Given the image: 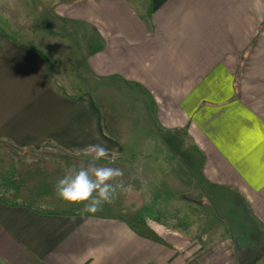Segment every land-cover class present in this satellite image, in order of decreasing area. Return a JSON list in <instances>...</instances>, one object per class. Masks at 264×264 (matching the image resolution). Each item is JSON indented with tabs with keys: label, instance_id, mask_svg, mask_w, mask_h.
Listing matches in <instances>:
<instances>
[{
	"label": "crops",
	"instance_id": "obj_1",
	"mask_svg": "<svg viewBox=\"0 0 264 264\" xmlns=\"http://www.w3.org/2000/svg\"><path fill=\"white\" fill-rule=\"evenodd\" d=\"M31 4L54 32L84 35L85 75L101 92H64L47 52L0 26V141L69 154L104 142L137 176L142 206L162 187L181 192L206 210L205 229L172 224L163 246L118 220L0 203V264H264V0Z\"/></svg>",
	"mask_w": 264,
	"mask_h": 264
},
{
	"label": "rangeland",
	"instance_id": "obj_2",
	"mask_svg": "<svg viewBox=\"0 0 264 264\" xmlns=\"http://www.w3.org/2000/svg\"><path fill=\"white\" fill-rule=\"evenodd\" d=\"M141 1L146 5V0H139V2ZM39 13H41L40 10L38 12L37 9H33L31 0H0V26L5 32L18 41L35 46L36 48L47 52L50 65L54 70L53 81L55 85L61 87L64 92L70 91L72 93H76L79 90H84L87 85H89V92H101V87H98L99 85H95V87L92 86L89 78L85 75V65L83 58L81 57V42L83 41L82 39H84V35L76 37V35L65 30L61 32H54L50 26L47 25L49 21L45 22L41 20V15ZM44 26L46 27L45 30H43ZM116 89L117 88H115L114 92V101L115 103H118V92ZM121 95L124 96L123 93ZM127 95L128 97L125 99V103L130 101L132 94L127 93ZM99 98L100 95H97L96 100L99 102V106L102 109ZM133 103L134 102L131 101L127 107H131ZM128 118L132 121L134 120L129 115ZM128 130H126L127 136ZM147 130V128L135 127L130 131H133V137L140 138L147 134ZM128 138L131 139L129 136ZM12 154L23 157L16 158ZM0 155H2L3 158L8 157L10 160V166L6 162H0V168L4 170V175L20 180L22 178V183L26 188H39L40 184L38 181L42 182L43 177H40L39 180L38 178L32 177V172H36L39 168H41L39 174L48 172L45 175L52 177L50 173L55 172L60 178L61 176H64L70 168L86 164V161L90 159L89 157H85L83 155L77 157L76 155L67 154L62 150L52 146L50 147L49 145L39 149H22L2 141H0ZM64 155L72 157L73 161L69 163L68 160L62 159V156ZM19 160L22 161L23 167L22 170L18 172V169H20ZM99 164L121 165L117 159H115L114 163H110L109 160H101ZM122 166L125 170H127L124 165ZM127 171L130 177L138 179L134 174L131 175L133 172L131 173L129 170ZM59 173H61V175H59ZM47 179L50 180L51 178ZM0 191L2 193L5 192L3 189H0ZM168 191L169 190H166L165 187H162L161 193L158 194L160 199L157 201L155 208H150L149 203L146 204V207H144L145 204L143 206L141 205L144 210H140L139 216L146 217L149 220L150 226L161 237H165L166 227L170 228L172 224H174L177 230H182L181 228L185 227L189 230L187 232L192 233L194 230L199 231L200 229H205V225L202 224L205 221L198 220V215L201 211L206 210H204L203 207H193L187 201H183L181 192L171 193V191ZM9 193L10 191L7 192V194ZM171 203L175 207L171 208V206H167V204ZM151 210H153L156 215H149ZM166 212L167 215L173 213L172 218H169V216L166 218ZM206 213L207 215L205 220L210 222L207 225L206 230H213L215 226L216 229H218L219 224L213 221L211 218L212 216L208 212ZM161 214H163V217H160ZM219 227L221 228V226Z\"/></svg>",
	"mask_w": 264,
	"mask_h": 264
},
{
	"label": "trees",
	"instance_id": "obj_3",
	"mask_svg": "<svg viewBox=\"0 0 264 264\" xmlns=\"http://www.w3.org/2000/svg\"><path fill=\"white\" fill-rule=\"evenodd\" d=\"M12 155L16 158L23 157L14 154ZM70 155L75 156V154ZM62 159L68 160L69 163L73 161L72 157H68L67 155L62 156ZM0 162H6L10 166V160L8 157L3 158V156L0 155ZM19 166L20 169H18V172L21 171L23 167L21 160H19ZM107 166L119 167L123 171V177L121 179L123 180L127 191L121 192L115 198L113 203L105 204L102 210L95 214L84 213V215L81 216L83 205L68 204L58 199L54 193V184L57 179H59L58 175L55 172L50 173L52 177L45 175L48 172L39 174L41 168H39V170L37 169L36 172H32V177L38 178V180L40 177H43L42 182L38 181L40 184L39 188H26L22 183V178L20 180L11 176H6L4 175V170L0 168V189L5 191L4 193L0 191V203L7 206L26 207L36 213L45 215L80 216L118 220L125 223L143 238L166 246V243L161 236L155 232L150 224L139 221L135 216V212L143 204V196L139 181L130 177L128 171L125 170L122 165L112 164ZM59 175H61V173H59ZM62 177L63 176L60 178ZM47 178L51 179L48 180ZM8 191H10L9 194H7Z\"/></svg>",
	"mask_w": 264,
	"mask_h": 264
},
{
	"label": "clouds",
	"instance_id": "obj_4",
	"mask_svg": "<svg viewBox=\"0 0 264 264\" xmlns=\"http://www.w3.org/2000/svg\"><path fill=\"white\" fill-rule=\"evenodd\" d=\"M74 154L89 157L86 164L70 168L67 173L57 179L54 184L55 196L73 205H83L84 213L95 214L105 204H111L123 191H127L123 180V171L119 167L100 165L101 160L115 162V152L104 142L89 144L83 149L74 150Z\"/></svg>",
	"mask_w": 264,
	"mask_h": 264
}]
</instances>
